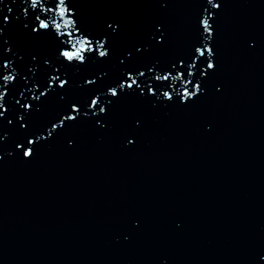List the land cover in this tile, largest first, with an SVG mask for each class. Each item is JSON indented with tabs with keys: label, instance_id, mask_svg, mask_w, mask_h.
Returning <instances> with one entry per match:
<instances>
[{
	"label": "water",
	"instance_id": "95a60500",
	"mask_svg": "<svg viewBox=\"0 0 264 264\" xmlns=\"http://www.w3.org/2000/svg\"><path fill=\"white\" fill-rule=\"evenodd\" d=\"M57 2L0 0V264H264V0Z\"/></svg>",
	"mask_w": 264,
	"mask_h": 264
},
{
	"label": "snow or ice",
	"instance_id": "6c2138e0",
	"mask_svg": "<svg viewBox=\"0 0 264 264\" xmlns=\"http://www.w3.org/2000/svg\"><path fill=\"white\" fill-rule=\"evenodd\" d=\"M37 3V0H33L32 6L35 7ZM221 6V4L219 2L217 3H213L212 7L214 8H219ZM57 7L60 13V16L63 17L67 14H69L70 10L69 8L64 4V0H58L57 2ZM9 11H11V9H9ZM207 11V10H206ZM25 14H27V9H25ZM210 16H205L202 20H201V24L203 26H205L206 30L210 33L211 32V27L208 24V20H209ZM8 18L4 17V20L6 21ZM35 19L40 21L38 26L33 27L32 31L35 33H39L42 29H48L50 27L49 22L44 21V20H40L39 16H35ZM55 27L59 28V25L56 24L54 25ZM109 28H112V25L109 24L108 25ZM113 31H115V29H113ZM159 35L161 38L160 42H163V30L159 31ZM85 50H97L98 54L100 56H105L107 54L106 51H99V49H85L84 46H81L80 50H77L76 52H70V51H64L61 54L63 56H65L68 60H72L74 58H78L81 61H83L85 59V57L82 55V52ZM197 52H199V56H203L205 54V52H207L209 55H211V49L210 48H206V49H198ZM195 55V53L193 54ZM199 56H196V59H199ZM191 59V57H190ZM184 61L181 60L180 64H183ZM195 62L193 61V63L189 66V69H183L178 73V77L175 78H179V77H183L184 81L187 84H192L193 81L188 79V76L192 75V72L190 71L191 67H195ZM172 67H176L175 64L172 65ZM214 64L211 61H208L207 63V67L203 68L202 70H198V74L201 76H207L208 75V69L214 68ZM164 71V70H162ZM185 73H187V75H185ZM138 75H143V73H138ZM171 76V69H168L165 74L163 76H157L156 79L157 80H169ZM174 78V79H175ZM5 81H7L9 78L8 77H4ZM66 83L65 81H61V86H63V84ZM89 83H94V81H89ZM194 91H190L187 87L184 88V91L182 93L178 94V98H180L183 101H188L191 98L197 97L198 93L200 92V84L199 83H195L194 85ZM162 85H156L155 87L150 86L146 81H138L137 79H134L132 77L131 72L125 73V75L116 82V84L112 87L109 88V93L111 96H120L122 94H124V89L125 88H129L132 89V94H139V95H144L145 92H147L150 96L155 97L158 93H160ZM175 90V89H174ZM165 98L171 100L172 99V95L168 92H163L162 93ZM97 100H99V97H97L95 100L92 101V104L96 107H98L100 109V111H105V108L103 105L98 104ZM107 103H111V101H107ZM22 107H30L28 105H22ZM79 108H77L75 105H73L69 111L68 114H66L65 116L61 117L59 120V124L58 125H53V129L56 128L57 126L59 127H63L64 126V122L66 120H75L76 116L79 115ZM73 113L75 115H73ZM3 113L0 112V116H2ZM22 119V118H21ZM98 122V121H97ZM8 123H11V121L9 120ZM138 123V121L136 122ZM22 127L24 125H21ZM52 134V130H49V135ZM130 144L133 142L131 140L128 141ZM35 141H25L23 143H17L16 144V148L21 150V153L24 157H31L33 155V150L31 147H29L30 144H34Z\"/></svg>",
	"mask_w": 264,
	"mask_h": 264
}]
</instances>
